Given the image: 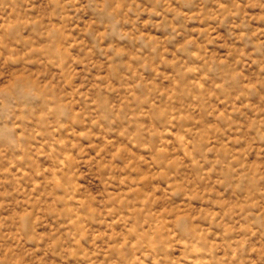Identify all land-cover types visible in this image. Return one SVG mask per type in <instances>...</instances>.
I'll return each mask as SVG.
<instances>
[{
	"label": "clouds",
	"instance_id": "clouds-1",
	"mask_svg": "<svg viewBox=\"0 0 264 264\" xmlns=\"http://www.w3.org/2000/svg\"><path fill=\"white\" fill-rule=\"evenodd\" d=\"M0 264H264V0H0Z\"/></svg>",
	"mask_w": 264,
	"mask_h": 264
}]
</instances>
